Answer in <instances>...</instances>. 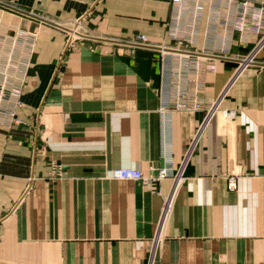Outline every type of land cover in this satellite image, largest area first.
Returning a JSON list of instances; mask_svg holds the SVG:
<instances>
[{
	"label": "crops",
	"instance_id": "obj_1",
	"mask_svg": "<svg viewBox=\"0 0 264 264\" xmlns=\"http://www.w3.org/2000/svg\"><path fill=\"white\" fill-rule=\"evenodd\" d=\"M239 2L186 0L203 14L168 52L171 0H0V67L25 72L0 122V264H264V32L232 30Z\"/></svg>",
	"mask_w": 264,
	"mask_h": 264
},
{
	"label": "built area",
	"instance_id": "obj_2",
	"mask_svg": "<svg viewBox=\"0 0 264 264\" xmlns=\"http://www.w3.org/2000/svg\"><path fill=\"white\" fill-rule=\"evenodd\" d=\"M186 0H171L173 13L170 21L167 24V30L169 37L175 41L176 46L170 49H164L168 52H178L179 48L185 46V43H189L191 39L185 37L184 25L190 23L191 27H195L198 20L203 14L204 7L200 3H196L192 9H188L185 5ZM228 4L237 2V0H225ZM228 15H221L223 20V27H227ZM232 30L238 32L241 35H247L250 33L261 34L264 32V5H256L248 0H240L239 10L237 11L236 18L232 25ZM191 38V37H190ZM135 43L137 46L147 45V37L144 34H138L135 37ZM224 45L226 50L228 49L231 42V35H227L224 39ZM191 43V42H190ZM188 57V53H185ZM253 59L249 61L252 62ZM188 62H179L177 68L174 70L180 72V75L187 76L189 72L199 71L202 67L200 60H187ZM245 62L240 63V67L245 65ZM15 65L12 63H6L0 67V122L5 121L12 123L15 116V109L22 104L21 96L24 86L25 72H16ZM214 69V67H209ZM176 92L179 91V86H175ZM179 107L184 106L183 104L178 105ZM8 109V110H7ZM7 111L6 118L3 115ZM212 113L206 116L205 123L212 117ZM6 119V120H4ZM201 129L198 130L197 135L194 139L193 144L198 139ZM54 172L60 175L61 167L54 166ZM172 169L169 166L162 167L157 171V175L151 176L146 175L140 170L132 168H116L111 172V177L117 181H136L143 184L149 183L151 178L162 179L164 177L172 175ZM171 202L166 204L164 210V217L169 213L171 209Z\"/></svg>",
	"mask_w": 264,
	"mask_h": 264
},
{
	"label": "rangeland",
	"instance_id": "obj_3",
	"mask_svg": "<svg viewBox=\"0 0 264 264\" xmlns=\"http://www.w3.org/2000/svg\"><path fill=\"white\" fill-rule=\"evenodd\" d=\"M77 27H78V26H77ZM77 27H76V31H79V32L81 33V30L78 29ZM79 32L76 33L75 36H70V38L75 39V40H78V39H79L78 37H81V36L79 35ZM54 166H59V165H54ZM54 166H53V173L57 175V173L54 172ZM149 175H151V176L153 177V176L157 175V173H156V174H149ZM167 177H169V176H167ZM172 177L176 180V175H175V174H173ZM165 178H166V177H164V178H162V179H153V178H151V180L149 181V183H147V184H143V183H141V184L144 185L145 187H151V185H153V184H155V183H159L160 181H162V180L165 179ZM174 193H175V191L172 190L169 196L172 197V196L174 195Z\"/></svg>",
	"mask_w": 264,
	"mask_h": 264
}]
</instances>
